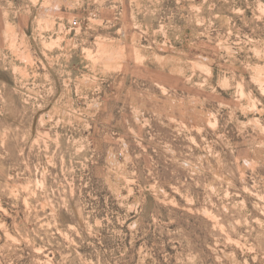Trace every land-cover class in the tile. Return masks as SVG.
Instances as JSON below:
<instances>
[{"label": "rangeland", "instance_id": "1", "mask_svg": "<svg viewBox=\"0 0 264 264\" xmlns=\"http://www.w3.org/2000/svg\"><path fill=\"white\" fill-rule=\"evenodd\" d=\"M0 264H264V0H0Z\"/></svg>", "mask_w": 264, "mask_h": 264}, {"label": "built area", "instance_id": "2", "mask_svg": "<svg viewBox=\"0 0 264 264\" xmlns=\"http://www.w3.org/2000/svg\"><path fill=\"white\" fill-rule=\"evenodd\" d=\"M76 24H77V22L74 20V21L72 22V25L75 26Z\"/></svg>", "mask_w": 264, "mask_h": 264}]
</instances>
